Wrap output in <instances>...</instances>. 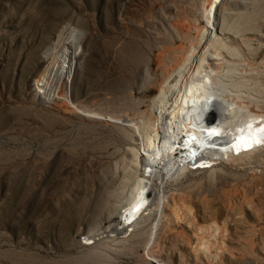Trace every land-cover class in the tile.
I'll list each match as a JSON object with an SVG mask.
<instances>
[{
  "label": "rangeland",
  "instance_id": "1",
  "mask_svg": "<svg viewBox=\"0 0 264 264\" xmlns=\"http://www.w3.org/2000/svg\"><path fill=\"white\" fill-rule=\"evenodd\" d=\"M253 8L264 33V0H0V264H264L262 163L160 165L144 219L129 230L118 219L148 162L132 154L144 152L133 124L155 114L171 53L207 9L220 26ZM260 47L247 54L256 65Z\"/></svg>",
  "mask_w": 264,
  "mask_h": 264
},
{
  "label": "bare ground",
  "instance_id": "2",
  "mask_svg": "<svg viewBox=\"0 0 264 264\" xmlns=\"http://www.w3.org/2000/svg\"><path fill=\"white\" fill-rule=\"evenodd\" d=\"M220 8H226L225 1L221 3ZM212 11L207 9L206 17L208 23L201 27V24L197 26L199 29L195 39L191 38L192 34L190 35L191 40L186 37L187 40L191 41L188 49L183 47L184 44L180 46L182 45L181 43L177 44L180 47L176 45L179 47L177 50H174V52L171 50V54L178 52L181 56L174 57L176 62L179 61L176 63V67L173 68V71H176L177 74L173 75V71H169L171 73L167 72L169 75L161 87L159 94L154 99L153 104L157 109L156 112L154 111L155 114L149 112L150 114L148 113L149 115L146 118H141V121H135L133 124L136 128L134 132L137 131L141 136L139 137L142 138V149L144 152L140 148H132L130 150L138 162L141 159L140 155H146L148 162H144L147 163L144 167L146 173L142 176H137L134 182L132 199L118 216L120 224L124 225L135 219L123 229L129 230L130 227L137 226L136 224L139 220L142 221L141 218L146 216V211L150 209L151 202L149 204V197L151 192L147 194L148 187H150V182L147 180L150 179L147 177L154 176V179L157 177L162 179V176L164 177L157 167L162 165L164 170L165 168L166 170L168 169L167 173L174 168L176 172L186 168L185 165L177 167L176 163L179 161V157L173 158V155L177 152L185 137H188L185 142L191 149V153L187 154L184 160L190 159V157L192 160L196 158V161L207 163L206 165L208 166L206 167H209L207 168L208 170H215L217 168L216 165L219 163L252 165L254 163H262L264 165V68H261L264 65L261 61H258L259 63L261 62L260 64H253L249 60V55L247 56L248 53L252 55L256 53L261 48L260 46L264 44V41H259V46L256 47L257 45L255 46L253 43L256 37L248 35L260 34V36H264V33H261L259 29V23L255 22L258 18V12L256 9L251 12L249 10L241 11L237 16H233L234 18L231 17L232 19H229V16L224 14L222 16L223 23L219 26L216 24V18L214 19ZM180 29H177V31H181ZM182 36L185 37L184 35ZM56 55L55 60L57 61L60 53ZM56 64L52 68H55ZM64 83L65 81L58 90L59 98L64 95V88H62ZM211 111L212 114L216 113L218 115L220 118L219 123L207 122L206 115L210 116ZM165 114L168 117L166 126L163 123ZM212 129H215L219 135H209ZM234 152H238L239 154L235 155ZM174 200L177 199L175 198ZM175 204L172 209L176 221L179 223L183 220L182 215L185 212L183 211L182 213L178 209L177 204V207H175ZM191 207L187 209H192ZM148 215L150 214L148 213ZM187 217L189 220V216ZM193 219L191 220L193 221ZM191 220H189V224ZM217 224L216 229L213 227L215 232L217 231L216 235H218L221 227V224H218L219 226ZM204 226L206 227L207 225ZM225 226L222 227L224 230L226 229ZM205 227L201 228V230H204ZM130 230L133 231L134 228ZM224 230L223 232H227V230ZM214 233L213 235H215ZM197 236L200 243L199 247L195 246V248L207 251L211 244L210 241H207L208 238L205 239L206 236ZM219 239L218 237L217 240ZM87 240L90 239L87 238Z\"/></svg>",
  "mask_w": 264,
  "mask_h": 264
},
{
  "label": "built area",
  "instance_id": "3",
  "mask_svg": "<svg viewBox=\"0 0 264 264\" xmlns=\"http://www.w3.org/2000/svg\"><path fill=\"white\" fill-rule=\"evenodd\" d=\"M196 158H194V160H192V164L194 169L192 170H206L208 167V165H206L207 163H203V161H196ZM177 167L180 165V163H176ZM181 166V165H180Z\"/></svg>",
  "mask_w": 264,
  "mask_h": 264
},
{
  "label": "snow or ice",
  "instance_id": "4",
  "mask_svg": "<svg viewBox=\"0 0 264 264\" xmlns=\"http://www.w3.org/2000/svg\"><path fill=\"white\" fill-rule=\"evenodd\" d=\"M209 135H219V133L215 129H212L210 130ZM257 143H259V141H257Z\"/></svg>",
  "mask_w": 264,
  "mask_h": 264
}]
</instances>
